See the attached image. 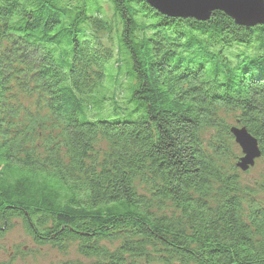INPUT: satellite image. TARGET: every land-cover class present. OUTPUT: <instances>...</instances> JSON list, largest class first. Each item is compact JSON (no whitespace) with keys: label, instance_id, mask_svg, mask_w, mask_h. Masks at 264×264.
<instances>
[{"label":"trees","instance_id":"obj_1","mask_svg":"<svg viewBox=\"0 0 264 264\" xmlns=\"http://www.w3.org/2000/svg\"><path fill=\"white\" fill-rule=\"evenodd\" d=\"M232 128L264 162V26L0 0V238L19 222L61 264H264Z\"/></svg>","mask_w":264,"mask_h":264},{"label":"water","instance_id":"obj_2","mask_svg":"<svg viewBox=\"0 0 264 264\" xmlns=\"http://www.w3.org/2000/svg\"><path fill=\"white\" fill-rule=\"evenodd\" d=\"M163 16L206 22L213 12H220L236 25L264 26V0H145ZM230 134L240 150L236 168L244 173L260 158L257 142L244 128H232Z\"/></svg>","mask_w":264,"mask_h":264},{"label":"rangeland","instance_id":"obj_3","mask_svg":"<svg viewBox=\"0 0 264 264\" xmlns=\"http://www.w3.org/2000/svg\"><path fill=\"white\" fill-rule=\"evenodd\" d=\"M104 11L106 18H110L111 13L106 6ZM241 182L253 190L257 185H264V162L258 160L247 173H241ZM255 200L262 201L263 198L256 194ZM68 259L74 260L77 257L73 252L65 256L49 247L34 245L16 221L0 238V263L3 264H61Z\"/></svg>","mask_w":264,"mask_h":264}]
</instances>
